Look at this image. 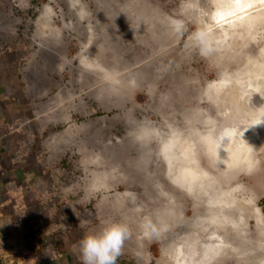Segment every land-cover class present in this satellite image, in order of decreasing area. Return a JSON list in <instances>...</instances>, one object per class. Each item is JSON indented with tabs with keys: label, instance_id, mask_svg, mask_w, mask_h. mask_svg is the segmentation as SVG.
I'll use <instances>...</instances> for the list:
<instances>
[{
	"label": "rangeland",
	"instance_id": "1",
	"mask_svg": "<svg viewBox=\"0 0 264 264\" xmlns=\"http://www.w3.org/2000/svg\"><path fill=\"white\" fill-rule=\"evenodd\" d=\"M200 6L0 0V264H82L79 242L113 221L130 233L116 264H176L198 256L201 236L190 229L166 244L160 234H177L180 214L205 233L212 197L229 190L255 209L231 225L238 235L222 253L264 264V144L251 167L226 166L244 136L235 141L238 120L219 105L221 87L249 90L254 74L264 95V21L226 36ZM45 7L59 38L41 47ZM188 164L206 175L201 194L169 180Z\"/></svg>",
	"mask_w": 264,
	"mask_h": 264
},
{
	"label": "bare ground",
	"instance_id": "2",
	"mask_svg": "<svg viewBox=\"0 0 264 264\" xmlns=\"http://www.w3.org/2000/svg\"><path fill=\"white\" fill-rule=\"evenodd\" d=\"M202 6L203 10H201V13L203 14V16L205 15V17L207 18L217 21L222 27L226 36L227 32H229L230 30H237L242 27H253V24L260 22L261 19L264 21V0H239V2H237V0H202ZM202 6H200L199 9H201ZM211 6H214L215 10H212V8H210ZM49 12V7H45L35 21L36 34L34 35V38L38 40V45L41 47L43 44L47 45L49 41H56L59 38L57 34L58 32L55 34V32L52 31V27L47 25L48 23H50ZM222 14L224 17L223 21H221ZM29 64L31 65L32 62H30ZM256 77V74L251 76V89L249 90H246L247 88L245 89L244 87L242 88V85L240 86L241 83L239 84L236 81H233L232 84L230 83V85L228 84L227 86L221 87L219 89L221 97L219 105L228 106L230 112H232L234 114V117H236L238 120V123H235L236 126L232 125L234 124L232 121V123L230 122L232 127H237L234 134L235 141H240V138L244 136L242 141L237 143L235 146L236 150H238L236 152V155L230 153L233 151V145L229 146V154H226L225 157L223 156V161L226 166H234L242 161H245L247 162V165L251 167L254 154L259 150V147L261 149V145L264 144V95L261 92L258 93L256 91L258 88V83H252L256 80ZM246 92L250 93L247 95ZM254 105H256L257 107H255ZM251 109L257 110V117L246 122V114L250 112L252 113ZM235 120L233 119V121ZM245 123H248V125H246ZM229 124L226 125L225 128L227 126H230ZM70 131L71 130L68 129V131L61 133L60 137H63L65 134L67 135V133H69ZM220 135L222 134H219V136ZM244 138H246L247 140ZM218 140H220V138H218ZM213 141L214 139H212L211 143L214 146ZM183 148H185L186 154H189L191 152V148L188 145L184 146ZM219 148L220 147H218V149ZM170 154H165L164 157L165 160H167L166 163H169L168 169L172 170V168L174 167L172 160L173 155ZM189 156L191 159V155ZM185 168V170L182 169L183 171L180 174H176L175 176L168 174L169 180L182 191L191 196H193L194 193L198 195V193L200 192L201 194L200 189L204 187H201V184L203 182L201 180L203 179L202 176H204L205 173L202 171H198V167H196L195 164H188V166H186ZM233 193V190H229L215 197H212L213 200H216L214 202H212V200L210 201V204L213 207V209H210L213 212V217L211 220H206V222L203 224V230H205V233L201 232L202 228H199L198 230V228L195 227L196 224L193 223L192 219L187 220L183 217V215L180 214L177 216V228L179 230L178 233L174 235H172V232L160 234L162 236V239H164V241L166 240V244L175 242L173 239L175 238V235L178 236V241L183 240L186 237V233L190 229H193V231H196L201 236L203 245L198 249V256L196 257L195 254H192L191 250L186 251L183 258L177 256L176 264H230V260L233 262V256V259L231 257V259H226L227 255L225 254L228 253H222L223 251H225V249H227L225 247L229 246L230 243H232V240H234L233 237L236 238V236L238 235L237 233L231 234V225H235V223L237 222V218L240 217V215L244 211L255 209V206L252 204H250L249 207L245 203L236 202V200H234L235 198L233 199ZM227 197L229 199L228 201L226 200ZM230 235H233V237L231 238ZM223 261L225 262L223 263ZM236 263H238V260ZM159 264H166V262L164 263L162 262V260H160ZM167 264L169 263L167 262Z\"/></svg>",
	"mask_w": 264,
	"mask_h": 264
},
{
	"label": "clouds",
	"instance_id": "3",
	"mask_svg": "<svg viewBox=\"0 0 264 264\" xmlns=\"http://www.w3.org/2000/svg\"><path fill=\"white\" fill-rule=\"evenodd\" d=\"M129 235L128 226L120 221L108 222L100 231L86 234L79 242L82 264H116Z\"/></svg>",
	"mask_w": 264,
	"mask_h": 264
},
{
	"label": "snow or ice",
	"instance_id": "4",
	"mask_svg": "<svg viewBox=\"0 0 264 264\" xmlns=\"http://www.w3.org/2000/svg\"><path fill=\"white\" fill-rule=\"evenodd\" d=\"M237 2H239V0H237ZM224 17L223 14L221 15V21H223Z\"/></svg>",
	"mask_w": 264,
	"mask_h": 264
}]
</instances>
